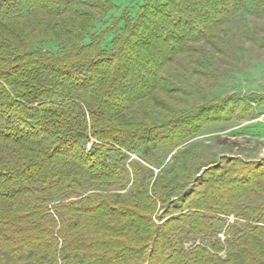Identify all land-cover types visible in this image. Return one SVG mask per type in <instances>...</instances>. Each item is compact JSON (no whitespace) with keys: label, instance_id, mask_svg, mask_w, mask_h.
Masks as SVG:
<instances>
[{"label":"trees","instance_id":"trees-1","mask_svg":"<svg viewBox=\"0 0 264 264\" xmlns=\"http://www.w3.org/2000/svg\"><path fill=\"white\" fill-rule=\"evenodd\" d=\"M140 2L0 0V264H264V158L195 140L264 106L212 88L264 0Z\"/></svg>","mask_w":264,"mask_h":264},{"label":"rangeland","instance_id":"rangeland-1","mask_svg":"<svg viewBox=\"0 0 264 264\" xmlns=\"http://www.w3.org/2000/svg\"><path fill=\"white\" fill-rule=\"evenodd\" d=\"M123 1L113 0L116 8L97 25V33L110 26L112 20L127 7L134 16L141 3L140 0H125L126 6H122ZM111 38L110 34L105 36L107 46ZM216 41L221 47L212 68L216 84L212 88L216 96L263 93L264 17L256 18L246 11L234 24L219 28ZM46 48L57 53L59 46L47 45ZM253 108L255 117L212 125L195 140L204 143L207 151L216 159L223 156L249 160L264 158V106L256 105Z\"/></svg>","mask_w":264,"mask_h":264},{"label":"crops","instance_id":"crops-1","mask_svg":"<svg viewBox=\"0 0 264 264\" xmlns=\"http://www.w3.org/2000/svg\"><path fill=\"white\" fill-rule=\"evenodd\" d=\"M123 1V0H122ZM112 2H113V0H112ZM121 5L122 6H126V1L124 0L122 3H121ZM122 8H124V7H122Z\"/></svg>","mask_w":264,"mask_h":264}]
</instances>
